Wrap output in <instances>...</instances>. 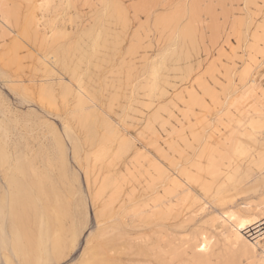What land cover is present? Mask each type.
I'll use <instances>...</instances> for the list:
<instances>
[{
	"label": "rangeland",
	"instance_id": "obj_1",
	"mask_svg": "<svg viewBox=\"0 0 264 264\" xmlns=\"http://www.w3.org/2000/svg\"><path fill=\"white\" fill-rule=\"evenodd\" d=\"M41 1L47 7L32 11L39 19L34 35L27 3ZM115 1L125 23L101 0H0L9 12L7 27L0 12V115L13 128L10 149L52 143L62 153L55 162L78 171L81 181L79 167L86 168L92 231L74 244L68 256L74 264L88 258L92 264H249L247 255L223 245L212 220L264 191L255 186L256 151L238 156L230 147L233 158H221L236 126L251 127L243 112L264 89V0H200L193 42L174 36L176 22L158 19L194 0ZM88 29L99 35L89 38ZM54 32L62 35L55 46L69 45L67 70L42 41ZM252 77L256 92L238 104ZM151 81L153 90L146 87ZM40 85L52 95L40 93ZM84 109L98 118L77 119ZM103 117L117 136L103 137ZM212 162L221 163L213 175ZM186 173L196 179L186 182ZM200 234L210 238L206 263L193 254Z\"/></svg>",
	"mask_w": 264,
	"mask_h": 264
},
{
	"label": "bare ground",
	"instance_id": "obj_2",
	"mask_svg": "<svg viewBox=\"0 0 264 264\" xmlns=\"http://www.w3.org/2000/svg\"><path fill=\"white\" fill-rule=\"evenodd\" d=\"M101 1L104 2V7L111 12H115L118 18L125 23L124 8L120 4L115 0ZM199 2L200 0H194L192 3L190 2L189 5L182 2V4H178L179 6L176 7L175 10L173 9L172 12L170 11L167 15L165 14L159 17L158 21L167 23L176 22L177 26L174 28V36L179 40L193 42L196 37V21L198 19ZM45 6L46 5L42 1L34 6H32L31 2L27 3V8L30 9L31 12L30 15L26 17L27 20H25L29 26H34V35L38 33L37 28L39 27V19L36 18V13L34 14L35 16L32 15V11L34 8L45 11ZM0 12L3 21L2 26L7 27L6 16L9 12L2 4H0ZM41 14L43 15V13ZM85 34L89 38L99 35L97 33L95 34L91 29L86 30ZM61 36L60 33L54 32L50 40H48L46 33H44L42 35V41H48L52 45V58H54L56 63L63 69H66L65 60L68 58L69 45L60 43V45L55 46V43L58 42L56 40ZM70 47H72V45H70ZM252 48L253 50L256 49L255 46ZM160 57L162 61L164 56ZM41 58H43V56ZM161 61L158 62V65H161ZM247 67L249 68V66ZM249 82L251 83L249 84ZM247 84H249L250 87L238 94L236 97L237 102L239 99L245 100L248 96L256 92V81L253 77ZM155 86L154 81L146 85L150 90H153ZM20 87L22 91L26 89L25 85H21ZM44 91H49V88L40 85L39 92L42 93ZM49 95H52L51 91H49ZM255 95L256 99L254 103L248 109H245V114L243 112V115L247 117L250 116L249 124L252 128L261 132V139L253 134L251 127L248 129L243 127L242 129L244 130H241L238 124L236 129L233 130L228 137L229 146L225 150V153L221 155V158L228 159L229 161L233 158L230 147L235 150L238 149V156H247L252 152L251 150L256 151L255 158L252 157L250 161L260 170L261 174L259 175L261 176L256 180L255 186L258 187L259 185L261 188L262 186L264 187V89H259L258 94ZM39 98L48 100L47 97L43 96ZM78 101L81 102L82 98L78 97ZM197 102H200V100L197 99ZM231 104H233L232 101ZM238 104L240 103L238 102ZM0 105H2L1 101ZM235 106L238 105L235 104ZM3 111V107L0 106V114H3ZM74 115L77 119L86 121L89 120V118L94 120L98 118L96 114L89 111L87 112L85 109L80 110ZM0 116V264H3L1 260L4 261V264H61L55 262L58 257H62L66 260L63 264H74L76 258L71 259L68 257L71 251H76L73 250L74 244L81 245L92 231L89 230L88 226L91 222V211H89V207L91 206L92 198L88 193L86 168L82 169L79 167L82 170L84 179V181H81L78 171H73L70 166H65L62 163L58 164V160L55 162L56 159H61L59 155L61 156L62 153L60 151L59 154L58 151L61 147L52 143L45 146V144L42 145L40 141H37L38 145L35 146V148L29 149L25 147V150L23 149V151L20 152L12 151L9 147L8 139V128L10 127V129H13L11 128L12 125L9 124L11 122L9 119L7 122V119L3 118V115ZM100 119H103V137L109 138V136H117V129L114 127L113 123L105 117ZM69 129L67 125L66 128L63 129V135H65L67 139L69 138ZM6 132L7 142L5 139ZM96 139L97 138H95V140ZM123 141L126 142V140ZM220 164V162L211 163L209 170L212 175L220 169ZM226 178L232 181V176H227ZM193 179H196V177L186 173V182ZM169 180H171L174 187L180 186V180L176 178H170ZM183 183L185 184V181ZM186 191H188V188L183 190V192ZM95 200H97V198ZM212 221V226L222 237L224 246L231 248L239 255H247L249 264H264L263 190L256 194L255 197H251L247 201H242L239 210L218 214ZM241 224L244 226L241 227ZM209 242V237L200 234L199 241L192 245L193 254L201 260L200 262L206 263V261L209 260ZM232 260L234 261V259ZM86 261H84L85 264H92L89 258L86 259ZM81 263L82 262L79 264Z\"/></svg>",
	"mask_w": 264,
	"mask_h": 264
},
{
	"label": "snow or ice",
	"instance_id": "obj_3",
	"mask_svg": "<svg viewBox=\"0 0 264 264\" xmlns=\"http://www.w3.org/2000/svg\"><path fill=\"white\" fill-rule=\"evenodd\" d=\"M240 226H241V227H243L244 225H243V224H241Z\"/></svg>",
	"mask_w": 264,
	"mask_h": 264
}]
</instances>
